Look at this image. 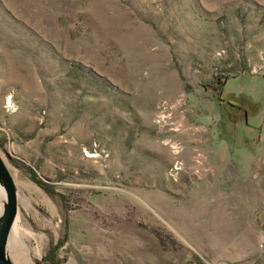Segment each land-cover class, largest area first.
I'll return each mask as SVG.
<instances>
[{
	"label": "rangeland",
	"instance_id": "1",
	"mask_svg": "<svg viewBox=\"0 0 264 264\" xmlns=\"http://www.w3.org/2000/svg\"><path fill=\"white\" fill-rule=\"evenodd\" d=\"M0 159L32 264H264V0H0Z\"/></svg>",
	"mask_w": 264,
	"mask_h": 264
},
{
	"label": "water",
	"instance_id": "2",
	"mask_svg": "<svg viewBox=\"0 0 264 264\" xmlns=\"http://www.w3.org/2000/svg\"><path fill=\"white\" fill-rule=\"evenodd\" d=\"M0 183L5 189V204L0 216V264H12L6 257V241L13 220L17 215V202L13 182L0 159Z\"/></svg>",
	"mask_w": 264,
	"mask_h": 264
},
{
	"label": "bare ground",
	"instance_id": "3",
	"mask_svg": "<svg viewBox=\"0 0 264 264\" xmlns=\"http://www.w3.org/2000/svg\"><path fill=\"white\" fill-rule=\"evenodd\" d=\"M12 182L15 183L14 177H13ZM4 204H5V189H4L3 185L0 183V216H1V213L4 209ZM16 219H18V218H16ZM15 237H18V236L13 235L11 237V240H10L11 243L9 245H7L8 243L6 241V253L5 254H6V257L10 260V262L12 264H32L34 258L40 257V248L34 254H32L27 250L25 245L22 244V248H21V250H19L14 243ZM9 239L7 238V240H9ZM18 242H19V239H18ZM18 242H16V243H18ZM7 248H8L9 256L7 255Z\"/></svg>",
	"mask_w": 264,
	"mask_h": 264
},
{
	"label": "trees",
	"instance_id": "4",
	"mask_svg": "<svg viewBox=\"0 0 264 264\" xmlns=\"http://www.w3.org/2000/svg\"><path fill=\"white\" fill-rule=\"evenodd\" d=\"M28 172H29L31 178H33V180H34V175H33L30 171H28ZM35 182H36V183H37V184H38V185H39V186H40L45 192H47V193L50 192V190H48V189L46 188V186H43L38 180H35ZM62 242H63V240L61 239V240L58 241L55 245L50 246V248H49V250H48V252H47V255H46V257H45V260L48 261L49 264H55V262H54V260H53V258H54V252H55L57 246L61 245Z\"/></svg>",
	"mask_w": 264,
	"mask_h": 264
}]
</instances>
